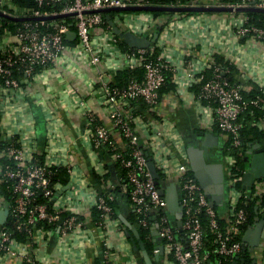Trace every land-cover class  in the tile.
<instances>
[{
    "label": "built area",
    "instance_id": "obj_1",
    "mask_svg": "<svg viewBox=\"0 0 264 264\" xmlns=\"http://www.w3.org/2000/svg\"><path fill=\"white\" fill-rule=\"evenodd\" d=\"M35 1L38 8L19 13L14 3H0V9L13 16L39 18L22 20L14 31L3 33L10 44L0 48V212L7 211L0 222V264H95L96 260L101 264H145L137 240L132 237V227L138 232L140 228L146 231L140 238L145 245H152L149 255L153 264H244L246 254L253 264L258 259L264 261V238L247 250L243 241L247 228L258 217L264 219V177L256 179L251 189H245L249 143L244 169L238 167L231 153L242 151L246 144L241 137L243 115L252 106L264 109V77L254 75V70L264 71V25L253 23L246 12L237 11L155 15L149 10H124L110 19L121 31L146 36L151 41L147 47L126 50L121 45L123 38L114 32L102 10L156 5L151 0ZM171 6L264 9V0H187ZM215 13L225 14L226 27L233 35L232 45L225 53L219 47L211 48L200 65L193 63L190 48L183 62L189 63L191 69L185 70L181 60L172 56L170 42L164 38L178 27L180 31L176 30L174 37L190 36L205 15ZM69 31L76 36L68 39ZM155 33L157 39L152 40ZM198 42L202 44L199 39ZM242 42L254 52V58L242 61L230 57L231 50ZM212 43L209 46L213 47ZM80 62L95 69L101 92L97 101L107 116V121L101 119L90 100L76 90L62 89L70 109L80 110L87 121V155L74 145H38L35 102L29 99L34 91L32 84L40 81V76L69 64L74 69ZM231 66L239 70L237 81L226 77ZM38 67L41 69L36 72ZM125 68H142L143 78H131L122 88L113 86L116 71ZM244 68L249 72L244 74ZM16 70L32 78H19ZM208 70L212 71L210 76ZM172 74L176 90L170 92L180 94L191 83L200 116L208 118L206 126L221 134L225 192L219 205H212L199 185L182 145H177L176 151L166 145V120L163 117L159 121L156 113L163 96L161 89ZM252 89L259 92L249 98L247 94ZM142 102L145 109L140 108ZM51 118L60 123L58 116H48ZM255 124L264 131V119ZM141 131L149 139L144 148L163 174L159 185L139 147ZM115 162L125 169L124 178L105 176ZM62 172L68 179L65 185L59 178ZM96 174L101 175L99 186ZM170 184H175L183 209L181 226L159 192V187ZM117 185L121 193L128 194L136 215V222L129 221V226L114 216L109 203L116 198L113 190ZM253 204L256 216L252 223L249 206ZM94 209L101 212L98 220L94 219ZM52 237L55 239L50 247Z\"/></svg>",
    "mask_w": 264,
    "mask_h": 264
},
{
    "label": "crops",
    "instance_id": "obj_2",
    "mask_svg": "<svg viewBox=\"0 0 264 264\" xmlns=\"http://www.w3.org/2000/svg\"><path fill=\"white\" fill-rule=\"evenodd\" d=\"M0 3H14V0H0ZM225 20L226 16L224 13L208 14L204 16V20L196 27L192 35L182 36V34H180L181 38H177L178 36L174 37L177 34L176 30H179L178 27L177 29H171L170 35H168V33L164 40L170 42L168 45L169 51L174 52L175 55L171 54L175 59L179 58L181 60V66L185 70L191 69L189 63L186 62L185 64L183 62L188 59L189 55L185 53H189L190 48L194 49H192L191 52L193 63L195 65H200L204 54H206V52L209 53L208 50H211V48L215 49L219 47L218 49L224 52L229 45H232L233 35L226 27ZM221 22L222 24H220ZM6 36H8V34H6ZM197 38L202 44L198 42ZM9 40V37H5V34L0 32V48H4L10 44ZM210 42H213V47L209 46ZM231 51L233 55H230V57L233 56L242 61L254 58V52L248 51L244 42ZM238 63L240 65V62ZM72 65L73 64L66 65L65 67L63 66L59 70L50 71L47 75L40 76V81L36 84H32L34 91L30 94L29 99L35 102L33 108L36 120L38 145H74L78 149L77 151L87 155L89 154L86 147V145H89L86 137L87 121L80 110L77 108L70 109L68 106V97L63 95L62 89L72 88L76 90L81 97L90 100L91 107L101 113V119L107 121V116L103 110L101 111L100 104L97 101V99H100L101 92L96 84L97 74L95 69L82 62L74 69L71 67ZM247 72H249L248 68L243 71L244 74ZM256 72L257 71L254 70V75L264 77L263 70H258V73ZM173 76L172 74V82L174 83V88L172 89L175 91L176 83ZM187 86L188 89L182 90L180 94H172L173 92H170L172 89L163 93L161 103L158 107L156 113L157 119L161 121L164 117L166 120L168 130L166 145H169L173 151H176L177 145H182V150L187 154V148L189 146L201 148L204 136L207 133H212L218 137V143L210 144L213 146H209L210 155L206 156V160L210 163L223 162V154L221 153V148H219L220 145H223L221 134L217 130L206 126L208 118L200 116L192 91L193 86L191 83ZM50 115L58 116L60 123L58 124L57 121H50L52 120V118L48 119ZM203 120H205V122ZM52 134L54 137H51ZM147 137L148 136L145 135L143 131L139 132L138 140L141 146L148 145L149 139H147ZM260 144L262 145V143ZM113 175L115 177L116 173H113ZM119 202L121 204L119 217L125 226H129L130 223L128 225L127 222L131 221L129 216L133 212L131 204L128 205L123 199H120ZM54 239L55 237H52L50 247L53 245ZM91 253L92 249H89L88 254L91 255ZM6 264L16 263L10 261ZM254 264H264V261L263 259H258L257 263L254 262Z\"/></svg>",
    "mask_w": 264,
    "mask_h": 264
},
{
    "label": "water",
    "instance_id": "obj_3",
    "mask_svg": "<svg viewBox=\"0 0 264 264\" xmlns=\"http://www.w3.org/2000/svg\"><path fill=\"white\" fill-rule=\"evenodd\" d=\"M110 10H149V11H172V12H184V11H194V12H246V11H262L263 8L254 7H224V6H143V7H114L112 9H104L102 11L108 12ZM0 15L7 17L11 20L21 21L27 19H39L36 17H21L13 16L6 13L0 9ZM47 18V17H42ZM110 24L116 34L122 37L128 45L132 47H147L150 45L151 41L146 36H137L130 31H121V29L110 19ZM76 36L74 31H69L67 33V38L72 39ZM157 34L155 33L152 40L157 39ZM218 137L212 133H207L203 139L202 147L189 146L187 148V156L190 162L191 170L198 181L199 185L202 187L204 192L209 196L212 205H219L224 199V171L222 162L210 163L206 160V156L209 155V146L212 143H218ZM250 149L248 151L249 155V166L243 177V187L245 189H251L254 181L258 178L264 177V147L259 143H249ZM0 150H1V136H0ZM147 167L154 179L155 184L160 183V174L152 158L147 159ZM211 173V174H209ZM159 192L164 195L168 208L172 213H176L178 218V223L182 225L183 209L178 198V192L175 184H170L168 187H159ZM7 211L0 212V222H3L6 218ZM129 225V222H127ZM132 237L137 240L138 246L142 251V255L145 264H153L152 258L146 248L144 241L140 238V234L136 227L131 228ZM264 238V219L257 218L256 222L251 224L244 236V250L250 247H256L260 244L261 239ZM137 248V246L135 245ZM159 258L158 255L155 256V260Z\"/></svg>",
    "mask_w": 264,
    "mask_h": 264
},
{
    "label": "trees",
    "instance_id": "obj_4",
    "mask_svg": "<svg viewBox=\"0 0 264 264\" xmlns=\"http://www.w3.org/2000/svg\"><path fill=\"white\" fill-rule=\"evenodd\" d=\"M152 3L156 4V5H160V6H171L174 4H177L180 1H187V0H151ZM14 3L17 7V12H22L26 9H33V8H38L37 2L35 0H14ZM57 7H60V5H58ZM120 11H124V10H110L106 13V16L109 17H113L115 14H117ZM128 11V10H127ZM126 11V12H127ZM194 11H184V13H193ZM153 13L155 15L158 14H172V11H161V10H157V11H153ZM183 13V12H182ZM246 13L250 16L251 21L257 25H264V12L262 11H246ZM67 19L71 22L73 21L72 17H67ZM31 20H36V19H31ZM21 21H15V20H11L7 17L1 16L0 15V32L1 33H5L8 31H14L20 24ZM108 22V20H107ZM109 24V22H108ZM121 45L124 49L126 50H133L136 48L130 47V45H128V43L125 40H121ZM154 56V55H153ZM41 68L38 67L36 69V72L39 71ZM211 70L207 71V76L211 75ZM143 74H144V70L142 68H138V69H129V68H125V69H120L118 71H116L115 75H114V80L112 81V85L116 86L118 88H122L124 87L127 82L131 79V78H143ZM239 74V70H237L234 66L229 67V71L226 73V77H228L230 80L232 81H237V76ZM15 75L19 78H32V77H27L23 71L21 70H16L15 71ZM172 76H168L167 78V82L166 84L162 87L161 89V94L169 91L170 89L174 88V83L171 81ZM259 91L252 89L251 91L248 92L247 96L249 98H253ZM147 106L145 103H141L140 104V108L145 109ZM250 111L253 112V114L249 113ZM264 119V109L262 107H257V106H252L249 107L248 111L243 115L242 117V129H241V137L242 139L245 141V146L242 148V151L240 150H233L231 151L232 154H234L236 156L237 159V165L238 167H240V169H244L246 164H247V152L246 149L248 148V143H254V142H260L262 143V145L264 146V131L261 130L256 124V121L262 120ZM226 148L224 150V152H227V147L229 145V142L225 144ZM144 154V156L148 159L151 158V154L149 153V151L144 148V146H139ZM129 150V148H128ZM242 152V153H241ZM223 154V152H221ZM111 169L110 170V174L105 175L106 177L110 176L112 177L113 174H111L112 171H114V173H116V175L118 177H122L124 178L125 176V169L120 165L119 162H115L113 164L110 165ZM160 172V171H159ZM96 176V184L99 186L101 184V175H95ZM160 183H163V174L160 172ZM61 182L65 185L68 182L67 177H65V174L62 172V174H60ZM124 180V179H123ZM5 187L2 186V192L5 191L4 189ZM113 193L116 195V198H114V200H109V203L113 206L114 208V216L115 217H119L120 214V199H123L124 202H126L128 205L130 204V198L128 196V194H123L120 192L119 190V186L117 185L116 188H114ZM256 204L250 205L249 206V211H250V220H252L251 222H255V216H256V208H255ZM261 205H264V200L262 201ZM101 218V212L97 209H94V219L98 220ZM129 219L131 221H133L134 223L136 222V215L135 213H131L129 216ZM140 228V227H139ZM145 230H142L141 228L139 229V233L142 237H144L145 234ZM152 245L150 243H146V248L148 250L149 253H151V248ZM244 260V264H253L252 261H250L247 258V254L244 256V259H242V261ZM95 264H101L100 260H96Z\"/></svg>",
    "mask_w": 264,
    "mask_h": 264
},
{
    "label": "rangeland",
    "instance_id": "obj_5",
    "mask_svg": "<svg viewBox=\"0 0 264 264\" xmlns=\"http://www.w3.org/2000/svg\"><path fill=\"white\" fill-rule=\"evenodd\" d=\"M221 147H222V146L220 145V146H219V148H221ZM257 250H259V251H260V247H257Z\"/></svg>",
    "mask_w": 264,
    "mask_h": 264
},
{
    "label": "flooded vegetation",
    "instance_id": "obj_6",
    "mask_svg": "<svg viewBox=\"0 0 264 264\" xmlns=\"http://www.w3.org/2000/svg\"><path fill=\"white\" fill-rule=\"evenodd\" d=\"M209 155H210V154H209ZM217 156H218V155H217ZM217 156H216V157H217Z\"/></svg>",
    "mask_w": 264,
    "mask_h": 264
}]
</instances>
